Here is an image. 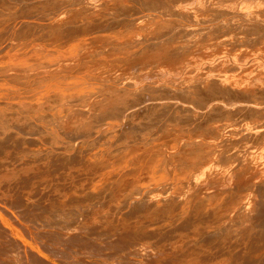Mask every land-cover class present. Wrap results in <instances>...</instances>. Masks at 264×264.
<instances>
[{"label": "bare ground", "instance_id": "obj_1", "mask_svg": "<svg viewBox=\"0 0 264 264\" xmlns=\"http://www.w3.org/2000/svg\"><path fill=\"white\" fill-rule=\"evenodd\" d=\"M13 1L25 0H0V26L13 18ZM75 1L34 0L18 6H48L38 14L52 21L41 25L53 22L59 34L68 27L78 35L91 29L98 35L99 50L86 57L82 53L90 46L74 39L73 51L59 47L53 52L47 43H35L37 52L29 56L24 54L27 45L0 55V147L15 148L12 156L0 157L1 166L11 164L12 157L15 164L4 167L0 186H10L14 200L9 204L20 208L14 211L17 218L11 210L0 214V264H52L53 256L60 260L59 249L44 242L48 234L24 241L36 217L60 233L76 226L80 235L67 241L90 247L92 254L97 248L109 259H120L116 264H138L139 258L148 264H182L186 252L190 264H264V136L241 143L233 156L222 153L207 163L199 161L216 143L208 132L217 135L222 129L227 140L259 132L256 120L246 117L256 111V97L264 94V0H86L74 7ZM62 3L76 12L55 18ZM150 16L159 18L158 29ZM21 24L32 27L31 21ZM142 43L145 48L133 49ZM77 48L83 51L74 53ZM92 59L98 60L96 65L87 63ZM193 71L203 72L201 80H208L212 91L202 84L189 96H178L176 86L195 78ZM135 73L144 74L140 83L130 81L129 74ZM34 80L38 87L43 80L55 86L63 105L39 108L31 102L33 90L11 100L12 90H27L26 82ZM124 83L130 88L126 93L120 91ZM145 83L151 89L139 90ZM91 88L100 92L90 95ZM206 95L216 99L211 108L228 112V117L199 118L197 124L187 121L188 127L173 124L196 113L195 103L204 102ZM67 96H85L79 121L63 118L61 98ZM114 102L116 110L107 113ZM101 112L109 116L108 125L92 137L91 123ZM135 114L128 128L126 119ZM233 121L240 126H232ZM173 130L174 149L154 140ZM40 132L41 138L31 136ZM23 160L37 164L22 170ZM130 162L128 168L122 166ZM178 164L184 169L176 177L169 165ZM172 177L176 183L167 180ZM25 197L33 202L25 206ZM46 214L56 222L49 224ZM117 216L126 221L121 234L111 231L116 227L108 222ZM91 257L78 255L67 264H85L83 259Z\"/></svg>", "mask_w": 264, "mask_h": 264}, {"label": "rangeland", "instance_id": "obj_2", "mask_svg": "<svg viewBox=\"0 0 264 264\" xmlns=\"http://www.w3.org/2000/svg\"><path fill=\"white\" fill-rule=\"evenodd\" d=\"M32 1L34 0H25V1H13L11 3V7H12V12H13V18L10 19L8 22H6L5 24L0 26V55H2L3 57L6 55L9 51H13V52H17L20 51V45H27V49L29 52L24 53L25 55L28 53H34L37 52V48L33 47V45L35 43H47L46 44V48L51 50V51H55L56 48H68L70 51H73L74 48V44H75V40H84L89 46L90 49H88L87 51H83L81 50V48H77L74 50V53H79L82 52V54L85 53L86 57L90 56L92 54V52H96L97 50H99V44L95 41V39L97 38L98 35L96 34H91V29H86L83 35H78L76 33H74V31L72 30L71 27L65 28L63 30V32L61 34L57 33V28L55 23H50V24H54V27L52 28L50 26V24L45 27H43L41 25V23H49L52 21L51 18H47V19H42L40 18L38 13H41L44 11V9H47L48 6H44L43 4H38L36 6H31V7H27V8H23L21 9L18 5H22L24 3L26 4H30ZM86 0H77L75 1L72 5H74V7L79 6L83 3H85ZM159 1V0H158ZM157 4H155L156 7ZM157 12L159 15L163 14V9L162 8H158L156 7ZM76 12L75 9L70 10V8L68 7V3H62L59 5V9L57 11V15L55 18H57L60 15H63L64 17H69L72 14H74ZM1 19V18H0ZM32 22V27H30L29 29H27L24 25H22V22ZM148 21L151 22V24L155 27V29L157 28V22L159 21V18H154L153 16H150V18H148ZM30 25V24H29ZM28 25V26H29ZM27 26V25H26ZM55 29V30H53ZM158 29V28H157ZM17 30V31H14ZM56 31V32H55ZM100 32H108L107 30H102ZM11 36L13 37V40H11ZM111 36H114L113 34H111ZM152 35L150 37H148V39H152ZM75 39V40H74ZM45 40L47 42H45ZM90 40H94V41H90ZM116 41V39L114 40ZM127 46H129L128 44H126ZM146 47V45H144V43L142 44H137V46L135 48H133L134 50L138 47ZM26 49V50H27ZM130 49H132V46H130ZM132 49V51L134 52V50ZM130 51V52H132ZM22 53V54H23ZM104 53H101L100 55H103ZM21 54H19L18 56H20ZM24 55V56H25ZM30 55V54H29ZM26 55V56H29ZM23 56V55H22ZM21 57V56H20ZM97 59H92L90 61H88L87 63L91 64V65H96L97 64ZM28 69H23V71H27ZM191 75H193V77H188V80L186 82L183 83H179L176 88V94L180 97H187L189 96V93L193 90H195L196 88L200 87L202 84H206L208 87L209 91H212L213 86L208 84L209 81L204 79L201 80L203 77V72H196L194 73V71L191 73ZM130 81H132L133 83H140L141 82V78L142 76H144L143 73H135L133 75H130ZM33 77V76H32ZM154 74L150 73L148 78H153ZM40 81V80H39ZM42 82V81H41ZM40 83V82H39ZM29 84V87L27 90H22V89H16V90H12L10 97L11 100H14L16 98V96L18 95H26V93L28 92V90H33V94L35 95L34 97H32L31 102H34L37 104V107L42 108V107H52V108H58L60 106H62L63 104H61L60 102H58V98L57 93L53 90L56 89L55 86H49L46 83V80H43V83L40 87H38V82H36V80L33 81V83H27ZM1 85V84H0ZM122 86V88L120 89V91L122 93H126L130 90L129 88V84L128 83H124L123 85H119ZM152 87V84L149 83H145L144 86H141L139 88V90H144V91H149ZM168 87H165V89ZM259 90H263V89H259ZM1 91V89H0ZM208 91V92H209ZM100 91L97 88H91L90 90V95H97ZM255 92V90H254ZM1 94V93H0ZM213 94H217V92H213ZM32 96V95H31ZM43 96L44 98L41 99L40 97ZM64 101V107L62 108V111L64 113L63 118H69L71 116L76 117L77 121L80 120L81 117V112L82 110L85 108L83 107L84 105V101H85V96H83L82 98L79 99H73L71 98V96H67V97H63L61 98ZM166 100H170V101H179L180 99L178 97H165ZM216 99L211 98L210 95H206L204 102H196L195 103V109L197 110V112H193V114H190L186 117H188L187 119H184L183 121H175L173 122V124H176V127H185L188 125L186 124L187 121H189L191 124H197L196 123V119L202 118V119H211V118H219V117H228V112L227 113H220V109H213L211 108L212 104L214 103ZM256 105H257V109L256 111H252L251 113H249L250 117H246L248 119H252V120H256V122L253 123H257V126L255 128L259 129L258 133H250L249 135H243L240 138L237 139H233V140H227L225 137H223L221 135V131L222 129H219V132L216 134L215 132H208L207 133V137L211 139L212 142H216L213 145H210V149L211 152L209 154H206L204 156V158H202L201 160H199L198 158H196V156H193L194 158L198 159L200 161V163H207L209 162L211 159L210 157L212 156H221L222 153H224V155L226 157H230L235 155L236 153L240 152V148H237L239 145H241V143L246 142V140L248 141V143L251 142H255L256 140L262 138L264 136V94H260L259 97H256ZM148 100H145L141 103H146ZM135 107V105H134ZM107 107H105L104 109H106ZM117 108V104L114 102L112 103V106L107 110V113L113 110H116ZM168 109H172L173 106H168ZM103 109V110H104ZM70 111L73 113H70ZM252 114L253 116L251 117ZM105 113L101 112L100 114L97 115V118L99 120L93 119L91 125H92V133L91 136L95 137L99 134V132L101 131V127L102 126H107L108 125V119L109 116L106 115ZM137 118V114L133 115L131 118L127 117V122H128V128H130V126L132 125V121ZM100 121V123H99ZM21 122H23L21 120ZM44 128V131L46 132L45 129H47V133H48V128L46 126V124H44L45 122H41ZM241 122L238 121H233L231 122L232 126H240ZM41 125V126H42ZM172 125V124H171ZM45 126V127H44ZM47 127V128H46ZM50 130V128H49ZM196 130L195 128H190V133H193ZM109 132H113V131H107L106 133ZM176 131H170L169 134H165L164 133V137H162L161 135H159L158 137H156L154 140L156 142H160L164 148H170V149H174V145H172L176 138L174 136H170L172 134H174ZM41 134L40 133H34L31 136H35L37 138H41ZM256 134V137L254 140H252V136ZM44 140V138H42ZM74 141H79V139H75ZM139 141V140H138ZM142 145V144H141ZM244 150V149H243ZM0 157H5V156H12L13 153L15 152V148L14 145H10V146H4V147H0ZM12 158L9 159V162L11 164L6 163L5 165L1 166L0 165V173H3V169L6 165H15L12 163ZM6 161V159H3ZM36 162H32L31 164L27 161V160H23V165L21 166L23 167V169H26L28 171H30V167L33 165H36ZM131 164V162L127 165H122L124 168H128V166ZM117 166H121L119 164H117ZM170 168H172L171 173H174V175L176 177L180 176V170L184 169L183 165L178 164L177 166H173V165H169ZM176 177H172L167 179L168 181L172 182V183H176ZM35 177L33 179V182L35 181ZM25 192H30L29 187L24 188ZM14 195L13 192L10 190V186L9 185H1L0 186V214H2V212L4 211V209L6 210H11L10 212L12 214H14V217L17 218L18 214L15 213L14 211L20 210V208H15L14 205H10L9 202H12L11 200L13 199ZM33 198L31 197H25L24 200H26L25 202V206L31 204L33 202L32 200ZM37 207L32 208V214H34L35 212H37ZM23 209V208H22ZM28 210H30V207L28 208ZM46 218H48V222L49 224L51 222H56L55 219L52 218L51 215L46 214L45 215ZM89 217V215L85 214L82 218L83 219H87ZM19 220V219H18ZM32 220V219H31ZM33 221V220H32ZM21 221L19 220V223ZM23 222V221H22ZM20 223L22 225H25V223ZM34 224H30V227L32 228L33 232H30L29 234H31V236L28 235H24L23 234V239L24 241L29 242L28 238H35L37 236H41L43 234H48V238L45 237V243L47 245H49L50 247H53L55 249H59V253L61 254V256L59 257L60 260L55 259L56 257L53 256L50 259V263L52 264H61L55 261H59L62 262L63 264H67V262H76L78 258V255H83V256H93L91 258H84L83 262L89 263L90 261H95V260H99L101 259V261L105 264H116L117 262H120V259L117 260V262L115 260H113V258H110L104 255H101V252L99 249H94V252L92 254L90 247H86L83 246L82 243H77V242H72V241H67L69 238H73L75 236L80 235L79 231L76 230V226L71 227L70 229L64 230V233H60L59 229H53L47 226L46 222H42L40 221V219H38V217H36V220L33 221ZM80 222V221H79ZM108 222L112 225H114L116 228L114 230H111L113 232H117V234H121L123 233L124 227H125V222H124V218H118L115 217H111L110 219H108ZM7 225L9 226L10 224V220L7 219L6 220ZM76 224V223H75ZM107 224H105L106 226ZM18 231V230H17ZM110 232V231H109ZM18 237L21 236V232L18 231L17 234ZM47 239V240H46ZM98 245L101 246V248L104 246V243L102 240H98L97 241ZM189 243H187L188 245ZM33 245L36 246V248L38 247V244L36 242H33ZM187 245H185V247H187ZM33 246V248L35 249V247ZM58 247V248H57ZM168 249V248H167ZM166 249V250H167ZM102 250V249H101ZM162 251L165 250L161 249ZM171 250V252L173 251V249H169V251ZM106 251V250H104ZM168 251V250H167ZM167 252L168 254L171 252ZM174 252V251H173ZM187 254H184V257L187 255L188 259H186L187 257H185L182 262V264H187L190 258V253L186 252ZM78 254V255H75ZM72 255H74L72 257ZM72 257V258H71ZM71 258V259H70ZM192 258V256H191ZM70 259V260H69ZM55 260V261H54ZM69 260V261H68ZM187 260V261H186ZM55 262V263H54ZM115 262V263H114ZM187 262V263H186ZM212 263V264H216ZM127 264V263H125ZM138 264H148V262L144 259V258H139V262ZM180 264V263H179ZM190 264V261L189 263Z\"/></svg>", "mask_w": 264, "mask_h": 264}]
</instances>
